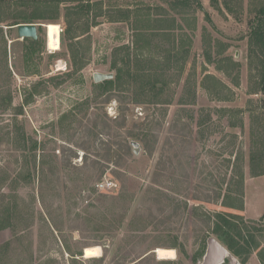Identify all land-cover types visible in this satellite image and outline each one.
Wrapping results in <instances>:
<instances>
[{"label":"rangeland","instance_id":"1","mask_svg":"<svg viewBox=\"0 0 264 264\" xmlns=\"http://www.w3.org/2000/svg\"><path fill=\"white\" fill-rule=\"evenodd\" d=\"M225 1L236 9L230 12ZM252 2L201 0L204 11L191 7L178 14L169 0H91L89 11L67 17L60 5L43 13L54 21L35 19L38 37L26 40L16 27L2 24L0 264H201L202 236L205 253L207 238L215 235L195 213L204 218L227 212L261 228L253 221L264 223V175L253 177L249 167L250 126L264 98L247 93L245 33ZM33 8L10 5L19 14L34 15ZM49 22L60 27L58 50L47 48ZM120 46L126 49L119 66L127 52L131 62L142 58L152 67L165 64L170 53L179 55L164 74V103L131 104L138 92L126 75L109 89L93 81L94 72L114 77L112 52ZM205 50L240 63L237 86L207 62ZM205 74L228 86L219 94L224 100L201 86ZM47 78L53 79L44 87ZM24 90L31 92L27 103ZM16 123L34 141L28 140L33 150L27 154ZM130 131L148 134L146 142L126 137L124 148L121 139ZM132 140L139 143L137 154ZM107 181L114 184L102 187ZM88 195H105L104 206L94 210ZM149 212L158 214L150 224ZM253 233L258 249L246 260L232 255L220 264H262L264 230ZM92 245L101 247V255L84 257L83 249ZM154 248L174 249L175 255L157 258Z\"/></svg>","mask_w":264,"mask_h":264},{"label":"trees","instance_id":"2","mask_svg":"<svg viewBox=\"0 0 264 264\" xmlns=\"http://www.w3.org/2000/svg\"><path fill=\"white\" fill-rule=\"evenodd\" d=\"M91 0H0V36H3L4 29L2 24L6 22L5 25H16L19 23H34L35 19H46L49 21H54L56 16H45L43 13L46 11H59L60 5H65V16L72 13H83L85 11H89ZM215 2L217 0H214ZM238 3H241L242 0H236ZM253 2L248 5L247 10V19H246V33L245 37L247 38V60H248V87L247 93L249 94H264V0H252ZM76 2V6H69L67 3ZM16 4L19 6L25 5L26 8L34 7L33 10L36 11L34 15L30 14H19L12 13L10 10V5ZM170 8L172 11L180 14L182 11H189L191 7L196 10H203V6L201 0H169ZM67 5V6H66ZM226 8L233 12L236 8H234L229 2L225 1ZM7 8V13L3 14L4 9ZM71 11H67L70 10ZM204 11V10H203ZM9 12V14H8ZM163 17V16H161ZM209 22L211 21L208 19ZM160 21H168L160 20ZM160 23V24H163ZM212 23V22H210ZM136 28V27H135ZM161 28H165L161 27ZM169 28V26H168ZM137 29V28H136ZM166 29V28H165ZM172 29V28H171ZM140 34L139 36H141ZM28 38H24L26 40ZM228 45H225L226 48ZM210 47V45H209ZM126 49L124 46L116 47L112 52L113 64L112 68L115 69V75L112 79L104 80L99 83V86L109 89L114 84L117 85L122 80L123 76L126 75L130 82L129 84L133 87H136V98H131V104H162L164 103L163 98L161 97L163 91L167 87V81L164 78V74L170 70V59L177 60V54H168L167 62L165 64H161L159 67H152L150 62L142 59L135 58L133 62H131L130 55L127 52L124 54V58H121V66L117 65L118 55ZM189 55V50H185L183 55V61ZM204 55H206L207 62L214 63L218 70H221L226 76L232 77V84L237 86L239 84V72H240V63L233 59L232 56L225 55L220 58L212 57L209 51H204ZM171 56V57H170ZM165 58V59H166ZM172 60V61H173ZM143 64V65H142ZM53 78H47L42 80V84L46 87L47 82L52 81ZM128 84V85H129ZM201 86L205 88L208 94H214L216 100H224L219 96V94L228 89V86L218 79L216 76L212 74H205L203 79L201 80ZM33 93V92H32ZM31 92H26L24 90V102L27 103L31 99ZM120 103L123 102V99L120 98ZM111 96H108L105 102L110 100ZM214 98V97H213ZM212 99V98H211ZM226 100V99H225ZM229 100V99H228ZM195 102V101H193ZM259 107L261 109L260 114H256L252 118V123L250 126L249 137H250V150H249V158H250V173L253 177L264 175V98H259ZM239 113V109L236 110ZM238 122L233 121L232 126L236 125ZM241 123V122H239ZM16 131L20 140H23L21 150L27 154L28 151L33 150V145H30L29 149H27L28 140L30 142H34L32 138L25 133L23 126L16 123ZM27 137V138H26ZM126 137L130 139H139L144 143L148 138V134H143L142 132H133L130 131L123 136L121 141L124 148H128V142ZM146 148H147V144ZM110 147L107 148L106 157L110 155L109 153ZM107 159V158H106ZM114 165L120 166L119 162H113ZM117 172L118 170H114ZM118 173V172H117ZM30 177V172L28 174V181ZM78 190H84L85 186H77ZM238 189L236 193L240 196L242 195L243 189V173H240L238 180ZM127 188L122 185V191L126 192ZM237 195V197H239ZM105 198V195H102L99 200L96 198H92L91 195H88V198L93 201L90 203V207H93L94 210H98L99 206L103 207L105 201L101 200V198ZM102 198V199H103ZM98 204L96 205V203ZM238 209L243 208V200L239 199ZM150 210V209H149ZM159 213H163V210H160ZM196 217L200 219L204 225L207 227L206 229H210L211 232L227 247L229 252L238 257H242L243 260H246L251 252L258 249L260 246V242L256 239L255 234L253 233L255 230L262 231L264 230V223L260 221H253V223H257V225H261V228H252L249 227L243 217L239 215L230 214L227 212H214L212 214H203L204 218H200L198 213H195ZM140 218L141 215L138 214ZM147 223L150 224L151 219H156L158 214L154 213H146ZM143 219V218H142ZM112 226L108 229L111 230ZM207 235L206 233L202 236V251L199 256L204 255V246L205 239ZM264 237V236H262ZM261 263L264 264V255H260ZM129 261V260H127ZM164 261V260H163Z\"/></svg>","mask_w":264,"mask_h":264},{"label":"water","instance_id":"3","mask_svg":"<svg viewBox=\"0 0 264 264\" xmlns=\"http://www.w3.org/2000/svg\"><path fill=\"white\" fill-rule=\"evenodd\" d=\"M41 25L39 23H19L16 25H12L11 27H16L17 35L20 38H32L36 39L38 37L37 34V26ZM94 82H102L104 80L112 79L113 73H103V72H94L92 75ZM130 144L133 148V152L137 154L139 152V143L137 141H130ZM229 250L227 247L216 237V236H209L206 240V250L203 255V261L201 264H220L225 258L226 253ZM152 252L156 255L157 248H154ZM84 254V249H83Z\"/></svg>","mask_w":264,"mask_h":264},{"label":"bare ground","instance_id":"4","mask_svg":"<svg viewBox=\"0 0 264 264\" xmlns=\"http://www.w3.org/2000/svg\"><path fill=\"white\" fill-rule=\"evenodd\" d=\"M47 48L58 50L60 48V27L57 23L49 22L45 24ZM101 247L98 245L87 246L84 248V257L91 258L101 255ZM158 258H172L175 255L174 249L157 248ZM226 258L234 259V256L228 251Z\"/></svg>","mask_w":264,"mask_h":264},{"label":"built area","instance_id":"5","mask_svg":"<svg viewBox=\"0 0 264 264\" xmlns=\"http://www.w3.org/2000/svg\"><path fill=\"white\" fill-rule=\"evenodd\" d=\"M58 69H60V68H58ZM113 184H114V183L107 181V182H103V183L101 184V186H102V187L110 188Z\"/></svg>","mask_w":264,"mask_h":264},{"label":"crops","instance_id":"6","mask_svg":"<svg viewBox=\"0 0 264 264\" xmlns=\"http://www.w3.org/2000/svg\"><path fill=\"white\" fill-rule=\"evenodd\" d=\"M245 210H246V208H245Z\"/></svg>","mask_w":264,"mask_h":264}]
</instances>
